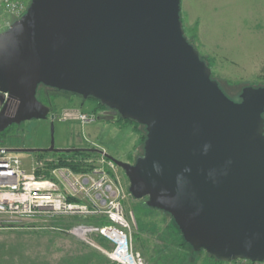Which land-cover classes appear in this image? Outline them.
<instances>
[{"label":"water","instance_id":"1","mask_svg":"<svg viewBox=\"0 0 264 264\" xmlns=\"http://www.w3.org/2000/svg\"><path fill=\"white\" fill-rule=\"evenodd\" d=\"M182 0H31L0 32V134L55 114L40 85L94 97L146 126L123 168L135 198L168 212L194 250L264 260V86L230 98L185 35ZM3 93H7V97Z\"/></svg>","mask_w":264,"mask_h":264},{"label":"rangeland","instance_id":"2","mask_svg":"<svg viewBox=\"0 0 264 264\" xmlns=\"http://www.w3.org/2000/svg\"><path fill=\"white\" fill-rule=\"evenodd\" d=\"M23 1L28 6L31 2ZM181 17L185 35L210 62L213 76L230 98L241 100L246 86H264V0H182ZM37 96L55 114L57 147L97 148L131 163L144 154L145 142L140 139L136 123L117 120L118 114L105 110L97 100L43 84ZM74 112L87 114L91 120L69 117ZM51 122L48 117L13 124L1 132V145L48 147ZM18 153L26 166L31 157L48 156ZM103 156L94 153L86 156L84 163L101 161ZM115 167L113 172L124 190V205L132 221L134 246L150 264H215L207 251H196L186 244L168 212L148 206L146 197L135 198L125 170ZM75 220L39 219L18 227H0V264H113L106 253L72 232L52 228L71 227L78 222Z\"/></svg>","mask_w":264,"mask_h":264},{"label":"built area","instance_id":"3","mask_svg":"<svg viewBox=\"0 0 264 264\" xmlns=\"http://www.w3.org/2000/svg\"><path fill=\"white\" fill-rule=\"evenodd\" d=\"M27 9L23 0H0V32ZM3 94L7 97V93ZM71 115L73 119L79 116L84 121L91 120L87 114ZM115 166L118 165L105 155L85 171L60 165L53 155L31 157L26 166L18 152L1 150L0 227L74 217L78 222L71 227L52 228L72 232L106 253L113 264H150L134 246L132 221L124 205V190L113 172ZM224 264H264V260L238 258Z\"/></svg>","mask_w":264,"mask_h":264},{"label":"trees","instance_id":"4","mask_svg":"<svg viewBox=\"0 0 264 264\" xmlns=\"http://www.w3.org/2000/svg\"><path fill=\"white\" fill-rule=\"evenodd\" d=\"M190 41V40H189ZM191 42V41H190ZM192 43V42H191ZM193 44V43H192ZM202 59H204L206 61V63L211 67V64L210 62L205 59V57H203L201 55ZM212 77L215 78L212 74ZM76 94V93H75ZM95 100L98 101L99 105L104 107V108H109L107 105L103 104L99 99L97 98H94V97H91ZM124 120L126 122L130 121V122H135L136 123V126L138 127L139 131H140V139L143 141L142 143L145 142L146 138H147V130L145 129L144 131L141 130V126H145V125H142L141 123H139L138 121L136 120H133V119H125L121 114H118L117 116V120ZM146 127V126H145ZM3 137L0 138V145L3 142ZM12 145V144H11ZM11 145H8V146H11ZM13 146V145H12ZM94 153H97V151L95 152L94 150H88V149H81V150H78V151H73V152H38L36 155L37 156H44L45 154L49 155H53V156H57L56 158L59 159L60 161V165H65V166H69L75 170H81V171H85V170H89L91 168H93V165L94 163L93 162H87V163H84L86 162V156H90ZM85 164V165H84ZM53 165V164H52ZM149 206V205H148ZM101 221V220H100ZM175 221V220H174ZM180 229V228H179ZM186 244H189L187 241H186ZM210 254V253H209ZM210 256L213 258L215 264H224V261L218 259L217 257H215L214 255H211Z\"/></svg>","mask_w":264,"mask_h":264},{"label":"flooded vegetation","instance_id":"5","mask_svg":"<svg viewBox=\"0 0 264 264\" xmlns=\"http://www.w3.org/2000/svg\"><path fill=\"white\" fill-rule=\"evenodd\" d=\"M63 91H65V90H63ZM105 110H109L110 112H112L113 110L112 109H110V108H106Z\"/></svg>","mask_w":264,"mask_h":264}]
</instances>
